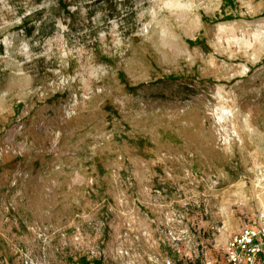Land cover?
Returning <instances> with one entry per match:
<instances>
[{
    "label": "rangeland",
    "instance_id": "374dc122",
    "mask_svg": "<svg viewBox=\"0 0 264 264\" xmlns=\"http://www.w3.org/2000/svg\"><path fill=\"white\" fill-rule=\"evenodd\" d=\"M264 220V0H0V264H227Z\"/></svg>",
    "mask_w": 264,
    "mask_h": 264
},
{
    "label": "built area",
    "instance_id": "2783aa9c",
    "mask_svg": "<svg viewBox=\"0 0 264 264\" xmlns=\"http://www.w3.org/2000/svg\"><path fill=\"white\" fill-rule=\"evenodd\" d=\"M227 264H264V220L257 227H245L225 248Z\"/></svg>",
    "mask_w": 264,
    "mask_h": 264
},
{
    "label": "trees",
    "instance_id": "16d2710c",
    "mask_svg": "<svg viewBox=\"0 0 264 264\" xmlns=\"http://www.w3.org/2000/svg\"><path fill=\"white\" fill-rule=\"evenodd\" d=\"M89 264H101V262L100 261H93V262H91Z\"/></svg>",
    "mask_w": 264,
    "mask_h": 264
}]
</instances>
